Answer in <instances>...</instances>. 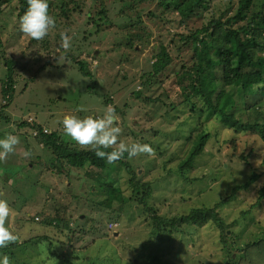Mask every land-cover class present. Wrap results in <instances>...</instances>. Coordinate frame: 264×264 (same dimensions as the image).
<instances>
[{
    "label": "rangeland",
    "instance_id": "obj_1",
    "mask_svg": "<svg viewBox=\"0 0 264 264\" xmlns=\"http://www.w3.org/2000/svg\"><path fill=\"white\" fill-rule=\"evenodd\" d=\"M52 1L55 26L42 40L19 32L18 0L0 12V104L10 61L14 88L5 115L15 119V124L4 122L0 135L18 132L20 139L19 153L0 160V199L13 209L6 223L17 236L0 254L11 264H264V139L254 130L226 128L218 118L199 116L189 102L170 106L187 90L186 71L196 62L199 41L214 46L212 27L195 32L218 18L231 0L199 1L198 18H183L167 0H63L64 11L60 0ZM85 29L92 31L89 39ZM158 53L167 55L168 64L152 72ZM70 57L84 61L88 75ZM109 105L115 108L114 126L121 129L110 147L139 142L153 149L123 157L131 171L123 164L113 172L117 194L103 184L109 178L105 171L56 161L52 147L41 149L22 135L28 127H19L30 114L42 127L57 124L63 143L90 149L65 135L58 110L101 116ZM48 110L58 114L47 126ZM255 116L250 110L241 119ZM201 131L208 137L195 150ZM26 145L31 156L42 154L44 168L35 157L33 162L22 158ZM243 184L250 188L234 194L233 186ZM206 208L218 222H183L172 236L153 226L154 213L171 218ZM56 220L59 226H45Z\"/></svg>",
    "mask_w": 264,
    "mask_h": 264
},
{
    "label": "trees",
    "instance_id": "obj_2",
    "mask_svg": "<svg viewBox=\"0 0 264 264\" xmlns=\"http://www.w3.org/2000/svg\"><path fill=\"white\" fill-rule=\"evenodd\" d=\"M12 1L14 0H0V12H3L5 6ZM199 1L202 0H167L166 5H171V9L177 10L183 18L187 16L189 18H198V8L196 7ZM18 3L19 7L16 18L19 23V17L28 6V0H18ZM48 3L51 13L53 1L48 0ZM59 3L61 4L59 6L60 10L64 11L67 5L66 1L60 0ZM233 4L234 2L231 0L230 5H228L227 9L218 18L213 19L206 27L195 32L194 36L199 32H206L212 27L209 36L214 46L207 45L202 39L199 41L202 42V48L198 49L197 47L196 52H194L196 62L186 71L187 75L190 74L191 76L190 82L183 86L187 90H183L181 93L182 96H179V100L171 103L170 106L173 109L177 108L179 102H189L193 107L192 110L197 112L199 116L202 113V117L204 116L206 119L211 117L218 118L226 128H233L239 131L254 130L264 139V123L261 124L259 122L264 117V0H236L234 11L232 12ZM97 25L98 22H96ZM96 26L94 27V31L98 30ZM18 30L21 32L20 28ZM91 33V29H85L84 38L89 39ZM127 43H130L129 39ZM1 44H4L3 39H0V47ZM70 58L78 66L82 74L88 75L84 61L78 60L75 57ZM167 64V55L165 54L164 56V53H158L156 60L152 63V72H159ZM6 66L9 70V80L3 92L5 95L4 101L7 103L0 105V113L6 111V106L12 98L11 93L14 85L11 79V62L6 61ZM148 83L149 81H143V85L145 86ZM46 99L48 100L49 97ZM250 110L251 112L254 111L256 115L253 121L242 120L241 115ZM0 117H3V115L0 114ZM22 125L29 128V131H26L25 134L30 136L37 144H44L46 148L52 147L56 154V158H54L56 161L65 160L73 169L83 168L88 164L105 171L109 178L103 184L110 185L111 194H117L119 192V189L112 184L117 181V178L113 177V174L121 169L120 165L124 164L125 168L131 171L127 161L123 160V157L127 154L117 160L120 161L118 165L115 164L117 161L108 163L105 158L98 157L91 148L76 150L71 144L63 143L58 138L57 133L44 135L40 132L35 136L30 135L33 129H39L38 127L40 126H37L36 123L33 126L21 123L20 127ZM53 137L55 139L58 138L60 142L53 141ZM207 137L204 131L197 134L194 140L195 150L204 145ZM111 150H114V148L110 147L109 149H105V151ZM193 156L194 152L192 151L190 160ZM187 163L189 162L187 161ZM100 178L98 176L96 180L101 181ZM253 180L254 178L251 179V181ZM249 188L247 184L235 185L233 186V192L235 194L239 191L248 190ZM261 189L264 193V186ZM226 202L228 203V200ZM153 215V226L155 230H158V228L162 229L170 236H172L173 231H176L183 222L193 225H201L208 219H213L218 222L214 211L208 208L194 209L188 215L182 214L178 217L171 218L162 217L156 213ZM45 216L43 215L42 218ZM60 224V220H56L55 225L47 224L45 226L55 228ZM65 224L67 223H64V226ZM60 228L63 229L64 227ZM12 243L14 245V242ZM70 263L76 264L72 261Z\"/></svg>",
    "mask_w": 264,
    "mask_h": 264
},
{
    "label": "clouds",
    "instance_id": "obj_3",
    "mask_svg": "<svg viewBox=\"0 0 264 264\" xmlns=\"http://www.w3.org/2000/svg\"><path fill=\"white\" fill-rule=\"evenodd\" d=\"M54 26L55 18L49 11L48 0H28L27 8L19 17L20 31L29 35L34 40H42ZM61 36L63 39V47H69L68 37L63 33ZM94 52H96L95 49ZM40 81L43 84L48 82ZM55 94L57 95V97H55L56 99L60 97L58 93ZM6 103L5 101L0 105H5ZM0 114L3 115V117H0L1 126L4 122H9L10 118L5 115V112ZM34 115L36 114L34 113ZM28 116L30 117L27 119L22 118L24 121L23 123H26L28 126H33V124L36 123L37 126H40L38 127L39 129H33L30 135L35 136L40 132L44 135L58 133L56 132L57 129H53L48 125V128H51V130L47 127H42L30 114H28ZM5 118H7V120H5ZM46 119L48 118L46 117ZM115 119V108L109 105L107 106L106 112L101 116L87 115L81 117L79 115L69 114L63 117L61 123L66 136L79 145L89 146L95 151L98 157L105 158L108 163L121 159L125 154H127L128 157H134L140 153L153 152L149 144H142L139 142L130 145L120 142L118 148L105 151V149H109L110 146L118 142L121 129L114 126ZM19 143V137L12 132H6L0 135V160L5 159L10 153H13L15 151V146ZM24 155L27 157L30 153L25 151ZM11 211L8 201L0 199V249L7 247L17 239V236L9 229L6 223ZM0 264H11L8 255L0 254Z\"/></svg>",
    "mask_w": 264,
    "mask_h": 264
},
{
    "label": "crops",
    "instance_id": "obj_4",
    "mask_svg": "<svg viewBox=\"0 0 264 264\" xmlns=\"http://www.w3.org/2000/svg\"><path fill=\"white\" fill-rule=\"evenodd\" d=\"M59 96H60V94H59ZM58 98H61V96L60 97H58ZM59 111V115L60 114H62L63 116H65V115H69V114H75V115H77L76 114V109H72V112H70L69 113V111H64L63 113H62V110H58ZM44 114H45V116H47V123H46V125H49V120L51 119V118H53L55 115H57L58 113H56L55 111H53V110H48V111H45L44 112ZM82 117V116H81ZM13 123H14V120L15 119H10ZM9 120V121H10ZM15 124V123H14ZM23 126V125H22ZM20 127V126H19ZM51 128H53V129H58V126H57V124H56V126L55 127H52V126H50ZM0 130H1V132H3V130H4V124H2L1 125V127H0ZM58 130H56V132H57ZM26 132V131H25ZM15 135H17L18 134V132L17 133H14ZM23 135H25V133H23ZM27 135V134H26ZM25 135V136H26ZM28 136V135H27ZM52 140L53 141H55V142H58V138L57 139H55L54 137L52 138ZM43 145L44 144H40V147H41V149H43ZM45 146V145H44ZM46 148V147H45ZM19 149H20V146H19ZM25 151H28L29 153H30V155L29 156H27V157H29V159L28 160H30V162L32 161H34V160H32L31 159V157H35V162L34 163H36L37 161H39L40 160V168L42 169V168H44V166L43 165H41L42 164V161H43V158L42 157H39L40 155H42L40 152L39 153H37V155H33V156H31V153L33 152L32 151V147L30 146V145H26L25 146V148L23 149V151H22V158L26 161L27 160V158H26V156L24 155V152ZM15 152H17V153H19V151H18V148H16L15 149ZM29 166V165H28ZM32 166H35L34 164L32 165ZM1 192H3V191H0V194H1ZM11 213H13V209H12V211H11ZM11 218H12V216H11ZM9 223H10V221H9Z\"/></svg>",
    "mask_w": 264,
    "mask_h": 264
}]
</instances>
